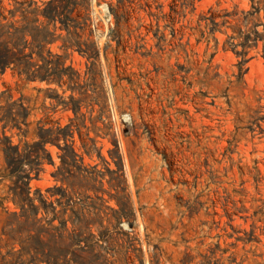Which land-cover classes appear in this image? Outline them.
Segmentation results:
<instances>
[{
	"label": "rangeland",
	"instance_id": "obj_1",
	"mask_svg": "<svg viewBox=\"0 0 264 264\" xmlns=\"http://www.w3.org/2000/svg\"><path fill=\"white\" fill-rule=\"evenodd\" d=\"M254 4L260 20L246 25ZM79 8L84 13L74 17L88 18L78 28L82 49L98 56L64 47L59 22L61 38L48 48L77 72L80 88L27 82L10 67L0 76V106L24 99L28 133L6 130L21 147L39 141L40 125L72 124L74 148L97 181L94 188L56 180L61 150L48 143L54 165L32 173L31 194L39 188L49 197L58 185L86 199L108 264H264V38L256 36L264 34V0H88ZM213 13L214 32L205 19ZM245 34L251 46L237 55L233 47L244 50ZM70 96L81 99L77 115L54 107ZM1 125L4 264L20 245L8 230L19 208Z\"/></svg>",
	"mask_w": 264,
	"mask_h": 264
},
{
	"label": "trees",
	"instance_id": "obj_2",
	"mask_svg": "<svg viewBox=\"0 0 264 264\" xmlns=\"http://www.w3.org/2000/svg\"><path fill=\"white\" fill-rule=\"evenodd\" d=\"M86 2L88 0H48L42 3L36 0H12L9 3L12 7H7L4 0H0V76L13 67L27 82L68 83L72 90L79 89L77 72L66 67L61 57L54 54L48 45L61 38V34L57 33L59 22V28L67 31L63 39L64 47L76 46L86 52L89 58L98 56V52L91 51L89 47L82 49L83 44L87 46V43L81 41L82 35L78 28L83 31L88 26L86 14L83 22L74 17L76 11L79 15L84 13L79 5ZM260 10L254 4L253 10L244 12L245 24L255 17L260 20ZM205 19L212 24V32L220 25L214 13ZM226 22L224 20L222 23ZM256 26L254 23L251 28ZM235 28L243 32L241 23L236 24ZM256 34L260 39L264 38V34ZM244 39L243 51L233 47L237 55L248 53L246 49L251 46L248 43L251 36L245 34ZM254 40L257 45V38ZM49 90L50 87L47 88ZM3 93L0 91V99ZM60 104L65 109H72L77 115L81 99L70 96V101L57 100L54 107ZM28 115L23 98L0 106L4 159L9 175L14 180L10 192L14 204L19 208V211L10 213L13 218L9 221L8 230L13 237H17L15 241L20 245L19 249L13 246L7 252L9 259L4 264H108L106 254L100 251L102 245L95 241L96 235L90 231L86 199L75 198L67 188L58 185L47 189L49 197L39 188L31 194L32 173L39 177L45 163L54 165L52 155L46 148L48 143L57 145L61 150V165L52 172L56 180L67 182L70 187L79 184L95 188L97 176L89 175L84 158L74 148L72 124L40 125L38 142H25L23 147L14 144L12 137L6 135V130L27 134ZM23 125L27 129L23 130ZM14 224L17 228L13 227Z\"/></svg>",
	"mask_w": 264,
	"mask_h": 264
}]
</instances>
